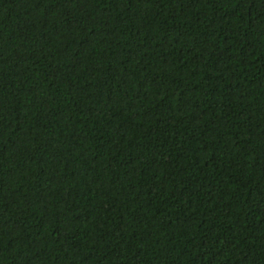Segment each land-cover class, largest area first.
<instances>
[{
	"label": "trees",
	"instance_id": "obj_1",
	"mask_svg": "<svg viewBox=\"0 0 264 264\" xmlns=\"http://www.w3.org/2000/svg\"><path fill=\"white\" fill-rule=\"evenodd\" d=\"M0 264H264V0H0Z\"/></svg>",
	"mask_w": 264,
	"mask_h": 264
}]
</instances>
